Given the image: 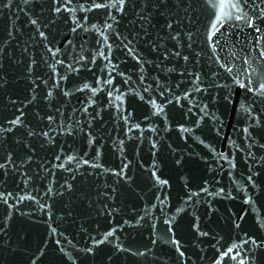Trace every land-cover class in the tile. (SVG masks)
Segmentation results:
<instances>
[{
    "label": "water",
    "instance_id": "1",
    "mask_svg": "<svg viewBox=\"0 0 264 264\" xmlns=\"http://www.w3.org/2000/svg\"><path fill=\"white\" fill-rule=\"evenodd\" d=\"M0 264H264V0H0Z\"/></svg>",
    "mask_w": 264,
    "mask_h": 264
}]
</instances>
